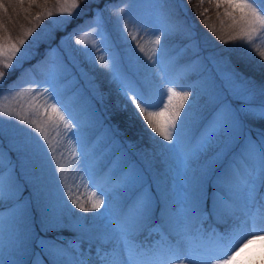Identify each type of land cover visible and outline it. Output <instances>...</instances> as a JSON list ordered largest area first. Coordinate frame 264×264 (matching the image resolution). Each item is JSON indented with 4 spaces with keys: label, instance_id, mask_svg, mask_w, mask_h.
Instances as JSON below:
<instances>
[{
    "label": "snow or ice",
    "instance_id": "1",
    "mask_svg": "<svg viewBox=\"0 0 264 264\" xmlns=\"http://www.w3.org/2000/svg\"><path fill=\"white\" fill-rule=\"evenodd\" d=\"M215 3L246 28L242 43L207 56L171 0H55L58 16L49 9L43 26L37 15V25L15 41L0 37V88L7 86L0 136L9 141L0 146V264H234L248 243L264 239V223L258 230L255 223L264 222V79L257 83L233 62L241 56L264 67V49L253 37L259 32L256 41H264V0ZM113 17L121 39L131 36L139 52L145 49L137 32L155 37L146 60L113 44ZM63 28L78 29L67 36L82 46L73 51L94 64L101 52L110 88L74 86ZM172 42L191 49L192 59L173 55ZM110 93L150 129L154 148L139 160L109 123ZM26 97L31 116L20 103ZM13 102L19 110L7 111ZM49 110L75 149L76 179L93 189L90 207L77 194L81 184L65 177L62 153L45 131ZM90 130L105 132L112 146L106 159L91 147Z\"/></svg>",
    "mask_w": 264,
    "mask_h": 264
},
{
    "label": "trees",
    "instance_id": "2",
    "mask_svg": "<svg viewBox=\"0 0 264 264\" xmlns=\"http://www.w3.org/2000/svg\"><path fill=\"white\" fill-rule=\"evenodd\" d=\"M113 2L115 3L116 0H113ZM171 3L174 5V10L183 24L195 33L196 39L200 43V49L202 50L200 53H202L203 56L217 53L221 48L230 47L232 44L242 43L241 37L244 35L242 29L246 28V25L242 22H234L232 17L224 15V6L217 8L215 0H203L202 6L201 0H180V2L171 0ZM0 5H2V7H0V37H11L13 41H15V39L21 37L29 28L37 25L35 19L37 15L41 16L40 25L46 21L47 16H45L44 13L49 9H54L55 0H47V3H45L44 0H38L39 6L30 4L28 0H25L24 4H20L19 0H0ZM5 8H7V11L4 10ZM200 13H203V15ZM233 15H238V13H233ZM113 28L114 33L112 34V40L114 38L118 48L123 51L125 49L122 48L124 42L114 22ZM73 29H75V31L78 30L77 28H66L65 30L72 31ZM213 29L215 31H213ZM33 35H35V33H33ZM220 37L225 41H229V43L227 45L223 44ZM253 37L254 42H257L258 46L264 49V44L256 41L254 34ZM53 42L56 41L53 40L52 43ZM136 43L137 41L130 42L132 48L135 49L138 55L146 60L148 53H139V48L136 47ZM139 44L141 45V43ZM177 44L176 42H172L170 46H176ZM45 47H47V45H44V48ZM143 47L147 48L146 46ZM44 48H42V50ZM187 55L188 49L182 51L178 55V58L182 62L188 61ZM36 59H40V57H36ZM233 62L239 71L254 79L257 83L264 79V67L261 66L258 60L234 56ZM92 70L91 83L87 87L84 86L83 90L87 92L93 86H98L101 89L110 88L106 69L100 66L99 63H95L92 65ZM6 87L7 86L2 88V92L6 90ZM120 104V98H118L115 93L107 94V108L105 111L106 114H112V119L109 123L119 126L122 146L126 149V146L131 144L132 153L130 154L133 156V159L139 160L142 158L143 154L151 153L154 148L153 140L149 135L150 129L146 131L144 125L138 119L133 118L127 111L120 110ZM151 136H155L157 140L162 139L156 136L155 133H151ZM100 138L101 144L106 142L105 132L103 130L89 131L88 139L90 144H94V142L98 141ZM87 143L88 141L86 138L85 147H87ZM100 143L97 145V148H92L97 151L101 147ZM108 153L100 156V158L102 160L106 159ZM154 164L157 167L159 166L158 161H155ZM65 166H67V164H65ZM64 175L70 183L74 181L73 177L65 171ZM73 186L75 187V181ZM77 194L80 196V193ZM82 200L84 201V199ZM81 214L83 215V213Z\"/></svg>",
    "mask_w": 264,
    "mask_h": 264
},
{
    "label": "rangeland",
    "instance_id": "3",
    "mask_svg": "<svg viewBox=\"0 0 264 264\" xmlns=\"http://www.w3.org/2000/svg\"><path fill=\"white\" fill-rule=\"evenodd\" d=\"M175 1L180 2V0H175ZM141 2L147 5V4H150L152 0H141ZM52 10H53L54 16L59 15L55 7ZM48 19H51V18L47 17L44 23H46ZM113 22L115 24L116 29H118V31L120 32L119 26L116 24L115 17H113L108 24V30H109L111 39L113 37L112 34L114 33ZM44 23H42L40 26H43ZM37 29H38L37 31H39V27H37ZM65 29L66 28H63L60 30L61 32H64L66 34L63 37L64 44L61 45V47L67 49L68 54L71 55L75 61L76 69H73L72 77H71V78H74V81H75L74 86L79 87L80 89L83 90L84 86L87 87L91 83V75L93 71L92 65L94 63L90 59L85 58L80 52L73 51V49H79L82 46L75 45L73 40H69L67 38V36L73 33L75 29H73L72 31L65 30ZM134 31H136L134 27L132 25H129L128 32H134ZM253 34L255 35V37L260 35L259 32H256ZM137 38H138L139 43H141L142 46L147 47V48H144L145 49L144 53H149L151 49L154 47V45L152 44V40H154L155 37L149 34L147 31L137 32ZM127 39L129 43H123L122 48H125V49L132 48V45L130 44V42L132 41L131 36H128ZM113 40H112L113 44L117 47L118 50H120L118 46L116 45L117 42ZM259 42L264 44V41H259ZM177 45L176 46L171 45L170 49L173 55L178 56L182 51H181L180 44H177ZM55 46H56V42H53L52 47H55ZM199 47H200V43H199ZM42 48H44V45L40 46V51L38 52L37 57H40V58L43 57L44 49L42 50ZM200 52H202L201 49H200ZM100 55H101V52H96V56H97L96 63H99L98 58ZM200 55H202V53H200ZM187 57H188V60L192 59L193 51L191 49H188ZM105 61L107 62L106 56H105ZM77 69L82 70L83 73H85L86 75L81 76L77 72ZM0 92H2V88H0ZM4 103L5 102L2 99H0V108L4 107ZM20 103L24 105L25 113L31 116V110L28 107V98L27 97L24 98V100L20 101ZM36 103L42 104L43 99L37 101ZM18 110H19V107L16 104V102H13L7 109V111L9 112H15ZM49 116L51 117V120L44 125L45 131L47 132L52 144L56 147L58 153H62L61 163L64 166V171L73 177L75 181V185L81 184V182L78 179H76L75 156H74L75 149L73 148L72 144L68 143L67 132L64 130L63 124L58 121L56 114L52 113L51 110H49ZM5 122H8L7 117H5ZM8 142L9 141H8L7 136H0V146H6ZM100 142H101V138L98 139V141H95L94 144H91V147H93L94 149L97 148V145ZM100 145L101 147L96 151L99 156L106 155L112 149V146L109 143H107V141L103 144L100 143ZM65 164H67V166H65ZM76 191L77 193H80L81 202L84 203L86 206L90 207L91 201L95 199V197L91 195L93 189H91L90 186H85L81 184V186L78 189H76ZM82 199H84V201ZM93 214L94 213H92L91 211L87 213V215H93ZM255 223H256L257 230H258L261 227L262 223L264 222H262L260 218H257ZM249 239H251V237H249ZM87 247H89L88 244H86V248ZM234 264H264V239H254L252 240L251 243H248L247 246L244 247L243 251H241L240 254L236 257V261L234 262Z\"/></svg>",
    "mask_w": 264,
    "mask_h": 264
}]
</instances>
